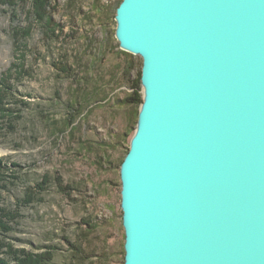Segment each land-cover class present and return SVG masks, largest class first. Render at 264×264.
<instances>
[{
    "label": "water",
    "instance_id": "water-1",
    "mask_svg": "<svg viewBox=\"0 0 264 264\" xmlns=\"http://www.w3.org/2000/svg\"><path fill=\"white\" fill-rule=\"evenodd\" d=\"M143 60L124 264H264V0H122Z\"/></svg>",
    "mask_w": 264,
    "mask_h": 264
},
{
    "label": "rangeland",
    "instance_id": "rangeland-1",
    "mask_svg": "<svg viewBox=\"0 0 264 264\" xmlns=\"http://www.w3.org/2000/svg\"><path fill=\"white\" fill-rule=\"evenodd\" d=\"M54 1L51 17L61 29H52L60 39L38 23L34 0H0V90L15 116L0 113V214L2 208L18 214L3 217L12 230L0 228V239L30 252L58 246L52 264H72L66 237L98 260L124 264L120 164L137 126L131 129L130 109L117 101L133 91L126 74L136 78L143 60L117 40L115 8L122 0ZM59 61L74 78L55 68ZM88 105L74 132L66 131L73 108ZM45 174L51 182L36 195L42 201L24 206L26 188ZM58 177L76 189L75 200L59 192ZM84 220L95 231L88 233Z\"/></svg>",
    "mask_w": 264,
    "mask_h": 264
},
{
    "label": "trees",
    "instance_id": "trees-1",
    "mask_svg": "<svg viewBox=\"0 0 264 264\" xmlns=\"http://www.w3.org/2000/svg\"><path fill=\"white\" fill-rule=\"evenodd\" d=\"M121 2L116 6L115 13L118 7L120 6ZM53 3H55L54 0H34V6H36L38 23L44 24L45 27L47 28L50 27L51 29L54 28L52 26L55 25L54 20H52L51 17L52 13L50 12L52 9H55L56 7V5L55 7H53L54 6ZM56 28L61 29L59 27ZM50 32L53 34L54 37L60 39L61 35L59 34L56 35L54 29H52V31L49 30V33ZM54 65L55 68L59 70L61 74H64L69 78H74V70L71 66L68 65V63L59 61L57 64ZM141 72L136 78H131L130 72L129 71L127 72L125 80L129 84V88L133 91L130 92L126 97L119 99L117 101V104H119L121 107L130 109L128 119L134 122L131 128L133 130H135L134 124H136L137 126L138 123L139 112H140L139 107L144 102L143 95L141 94V88H142ZM7 95H8L7 91H5L4 89L0 90V113L1 116L3 117L4 116L7 117L8 113H10V116H14L13 111L11 109L5 108L4 98H6ZM96 103H102V100H97ZM91 108L92 105L81 107L80 110L76 107L73 108L76 114L72 115L68 119L67 124L65 126L66 131H69L70 133L74 132L77 125L82 121V118L86 116L87 112L89 111L88 109ZM126 136H128V134L120 138L119 143H122L125 140ZM129 150L130 147L128 148L126 154L124 155V158L120 164V169L127 154L129 153ZM98 164L102 165L101 162H98ZM15 166L17 165L15 164ZM4 168H5L4 162L0 160V178L2 177ZM50 182H51V178L49 177L48 174H45L42 177L41 182H39L38 184L36 183L34 188L33 187L29 188L28 186V188H26V190H28L26 192V197L21 201L22 203H24L23 205L24 206L29 205L37 201L41 202L42 198H37L36 195L46 191V187ZM62 182H63L62 179L58 177L57 183H58L59 192L66 195L72 201L75 200L72 197V192H74V190L76 189L73 188V186L71 185H64ZM34 190H36V192H34ZM17 216L18 214L9 211L6 208H2L0 214V228L5 230L6 232L11 231L12 228L7 224L6 221L14 220ZM3 217H6V221H4ZM83 224H85L88 227L89 229L88 233L90 232L92 233V231H95L96 226L94 224H91L89 221L84 220ZM64 241L68 244V249L72 253V258H73L72 264H93V261H95V264H108V260H106V257H103L102 260H98V258L101 256L97 254H87L78 244H75V242H71L66 237H64ZM41 249H42L41 252H30L24 249H14L13 244L6 242L3 239H0V264H52L60 248L55 245H49V246H43V248ZM5 255H7V257H5Z\"/></svg>",
    "mask_w": 264,
    "mask_h": 264
}]
</instances>
